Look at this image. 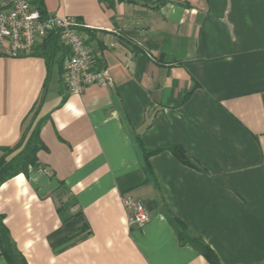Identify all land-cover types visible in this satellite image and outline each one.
Returning <instances> with one entry per match:
<instances>
[{"label": "crops", "instance_id": "obj_1", "mask_svg": "<svg viewBox=\"0 0 264 264\" xmlns=\"http://www.w3.org/2000/svg\"><path fill=\"white\" fill-rule=\"evenodd\" d=\"M42 1L76 19L113 82L70 93L68 49L48 61L43 38L0 55V155L26 130L43 145L0 184L27 264H210L165 214L219 264H264V0ZM168 144L192 166L166 148L144 154ZM124 194L146 205L144 225L128 226Z\"/></svg>", "mask_w": 264, "mask_h": 264}, {"label": "built area", "instance_id": "obj_2", "mask_svg": "<svg viewBox=\"0 0 264 264\" xmlns=\"http://www.w3.org/2000/svg\"><path fill=\"white\" fill-rule=\"evenodd\" d=\"M52 33L68 49L62 78L70 93L81 94L86 86L110 85L107 67L96 63L76 19L72 16H42L30 0H0V55L18 57L32 52L37 40ZM129 227H140L150 219L146 205L129 194L120 197Z\"/></svg>", "mask_w": 264, "mask_h": 264}, {"label": "trees", "instance_id": "obj_3", "mask_svg": "<svg viewBox=\"0 0 264 264\" xmlns=\"http://www.w3.org/2000/svg\"><path fill=\"white\" fill-rule=\"evenodd\" d=\"M31 3L37 10L41 13L42 16H46L47 12L45 11L42 0H30ZM166 0H158V4ZM42 48L39 50V54L44 56L46 60H50L52 55L57 47H62L57 40L56 36H53L52 33L48 34L43 38L41 45ZM36 49L34 47L32 52ZM37 51V50H36ZM96 62V61H95ZM98 63V62H96ZM101 65V64H100ZM27 131V130H26ZM24 131L16 144L10 147L1 148L2 155H0V184L12 176H16L18 173L27 174L29 168L36 166V154L37 151L43 147L42 141H40L39 132L37 129H33L29 134ZM163 148L169 149L174 156L179 160V162L192 166L191 162L188 161L185 154V149L180 144H168L158 149L151 151H145L144 154L147 156L150 153L157 152ZM13 154L9 159H6L7 155ZM171 227L174 228L178 240L181 244H188L192 248L203 255L210 264H219L218 258L215 252H212L211 248L202 240L200 236L194 235L186 227V224L175 216H169L165 214ZM3 216L0 214V248L1 253L4 256L8 264H27L26 260L22 254L15 247L14 242L8 234V229L3 223Z\"/></svg>", "mask_w": 264, "mask_h": 264}]
</instances>
